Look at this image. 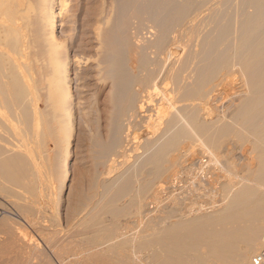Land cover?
Listing matches in <instances>:
<instances>
[{"label": "rangeland", "instance_id": "obj_1", "mask_svg": "<svg viewBox=\"0 0 264 264\" xmlns=\"http://www.w3.org/2000/svg\"><path fill=\"white\" fill-rule=\"evenodd\" d=\"M56 1L55 36L58 44L66 45L59 58L67 55L72 95L70 104L60 109L53 107L51 96L49 0H0V5L5 3L0 8L5 79L18 77L27 86L25 78L30 77L37 86L34 100L28 96L32 102L26 96L24 113L19 111L21 101L12 103L7 113L0 112L5 113L4 122L0 116L4 127H0V166L15 157L20 168L25 162L18 186L0 174V264H89L111 245L110 238L135 239L146 232L151 238L150 255L169 256L181 246L192 260L206 256L211 241L195 231L204 229L207 214L221 209L227 191L256 186L254 179L264 167V141L245 133L241 122L234 121L249 97L241 53L242 43L251 36L248 31L255 27H246L255 0H176L178 17L174 0L163 7L160 0H120L117 5L115 0ZM63 1L68 5L62 12ZM4 24H11V28L6 25L10 32ZM226 27L229 34H224ZM115 49L117 54L121 49L123 56L111 70L106 61ZM8 50H17L12 52L17 55L11 54V59ZM14 58L26 75H9ZM216 59L221 63H214ZM70 107L73 129L66 146L64 114ZM15 111L22 114L17 121ZM22 119L29 124L23 125ZM231 124L244 132L242 138H237L241 135ZM228 125L234 134L221 129ZM180 127L188 130L189 138L173 141L161 158H151ZM219 129L224 133L220 137ZM262 216L263 212L260 219L250 221L256 220L255 227L242 222L244 228L254 229L247 240L233 243L241 257L259 235L264 242ZM261 245L251 257L262 250Z\"/></svg>", "mask_w": 264, "mask_h": 264}, {"label": "bare ground", "instance_id": "obj_2", "mask_svg": "<svg viewBox=\"0 0 264 264\" xmlns=\"http://www.w3.org/2000/svg\"><path fill=\"white\" fill-rule=\"evenodd\" d=\"M5 1H7V0H4V2ZM66 1V0H65ZM116 1V2H115ZM114 2H115V5H117V4H119V2H120V0H115ZM127 1H130V0H127ZM161 1V3L162 4H160V6L161 7H163L164 5H171V4H173V3H175L176 2V0H174V2L172 3L171 1L172 0H160ZM164 1V2H163ZM166 1V2H165ZM171 2V3H170ZM254 2V1H253ZM255 4H256V8L254 7V10H255V12H254V14L252 15V17H251V19L248 21V24H246L247 26L246 27H253V25L255 26L254 28H253V31L255 32H253L252 30H251V28L249 29V30H251V31H248V28L247 29H244L243 28V30L244 31H242L243 33L245 32L246 33V35H249L250 34V32H251V36L250 37H247V42H245V44L244 43H242V45H244L243 46V49H242V56H243V62L241 63L242 65L245 63V65L246 64H248V65H250V66H253V67H251V74L250 73H248V70L246 71V70H244L245 71V74H246V77H247V85L249 86V88H250V90H249V97H246L247 98V100L245 101L246 103H242L243 105L242 106H240V107H242V108H240L236 113L237 114H233L234 115V117L236 116V118L234 119V121L236 120V123H237V121L238 122H241L240 124H242L241 126L244 128V130H243V128H242V130L245 132V133H248V134H251L252 136H254L255 137V139H257V141H264V28H262L261 27V24L264 22V0H255ZM48 3V15H47V19H46V21H47V27H48V30H49V32L47 33L48 35H50V39L49 40H51V43L50 44H48L49 45V50H48V52H49V56H51V62H52V64H53V68H54V72L52 71V73L54 74V76H52L53 78H51V80H50V82H51V86H52V88H51V96H52V99H53V102H54V105H53V107L55 108V109H60V107H61V105L62 104H68V102H69V97H70V93H71V89H70V79H68V72H69V62H68V59H67V55H65L64 57H65V59L63 60V56L61 57L62 58V60H60V58H59V56H61V51H62V49H63V47H65L64 46V44H63V46H62V44H58V42H60V41H58L57 39V36H55V25H56V18L58 17L57 15H56V9H55V5L57 4V1L56 0H49V2H47ZM63 4H61V6H62V9H61V11L63 12V11H65L66 10V8H67V2H62ZM246 3V2H245ZM4 4L5 3H3L2 5H0V8L2 9L3 7H4ZM7 5V4H6ZM45 5V4H44ZM175 5V11H174V13L176 14V16L175 17H178V9L177 8H179L178 7V5H176V3L174 4ZM26 6H27V4H26ZM29 6V5H28ZM131 6V5H130ZM41 7V6H40ZM116 7V9H114V10H117V6H115ZM16 10V9H15ZM3 11V10H2ZM7 11V10H6ZM60 11V12H61ZM166 11H168V10H166ZM169 11H172V9L171 10H169ZM21 12H23V10L21 11ZM24 12L26 13V11H25V9H24ZM0 13H2V12H0ZM5 13V12H4ZM24 13V14H25ZM62 14V13H61ZM115 14H116V11H115ZM115 14L112 16V20H113V22H114V18L116 19V17H114L115 16ZM22 15H23V13H22ZM59 16H60V14H58ZM223 16H224V14H223ZM9 17H10V15H9ZM26 17V16H25ZM114 17V18H113ZM174 17V19H176ZM249 18V17H248ZM2 19V18H1ZM222 19V18H221ZM42 20V19H41ZM4 22V21H3ZM7 22H10L11 24H12V21H10V20H8ZM30 22V21H29ZM115 22H116V20H115ZM27 23V22H26ZM46 23V22H45ZM244 23V22H243ZM1 24V23H0ZM11 24L10 25H8V24H4L5 25V27H6V25H8L10 28L12 27L11 26ZM30 24V23H29ZM113 24H115V23H113ZM113 24H111L112 26H113ZM2 25V24H1ZM25 25H27V24H25ZM224 25V24H223ZM222 25V26H223ZM3 26V25H2ZM116 26H117V24H115L114 25V29L112 28V30L113 31H116ZM222 26L220 25V27L222 28ZM9 27H6L5 29H7V30H5V31H8V32H10V28ZM29 27V26H28ZM224 27V26H223ZM228 27H230V25L228 26ZM26 28V27H25ZM220 28V29H221ZM27 29V28H26ZM108 29H111V28H108ZM4 30V29H3ZM13 30V29H12ZM224 30V29H223ZM223 30H221V31H223ZM242 30V29H241ZM218 31H219V29H218ZM221 31H219V33L221 32ZM229 30H228V28L226 27V29L224 30V34L225 33H227ZM247 31L249 32V34L247 33ZM230 32V31H229ZM253 32V33H252ZM5 33V32H4ZM244 33V34H245ZM18 34V33H17ZM227 34H229V33H227ZM242 34V33H241ZM19 35V34H18ZM192 35V34H191ZM10 36V35H9ZM218 36V35H217ZM216 36V37H217ZM244 36L245 35H243L242 34V37L244 38ZM223 37H225V36H223ZM223 37H219L220 39H221V41L223 40L222 38ZM245 37V38H246ZM5 38V36L3 37V39ZM10 38V37H9ZM8 38V39H9ZM99 38H101V37H99ZM10 39H12V38H10ZM10 39H9V41H10ZM188 39V38H187ZM220 39H218L216 42H218ZM226 39V38H225ZM100 40V39H99ZM101 40H103V39H101ZM246 39H244V41H245ZM9 41H6V42H9ZM12 41V40H11ZM14 41V40H13ZM12 41V42H13ZM58 41V42H57ZM220 41V42H221ZM5 43V42H4ZM3 43V44H4ZM22 43V42H21ZM65 43V42H64ZM12 44H14V42L12 43ZM30 44V43H29ZM214 44H215V42H214ZM21 45V44H20ZM27 45V44H26ZM113 45H114V43H113ZM207 45V44H206ZM206 45H205V47H206ZM212 45V44H211ZM241 45V46H242ZM3 45H1V43H0V49H1V47H2ZM7 46V45H6ZM24 46V45H23ZM23 46H21V47H23ZM29 46V45H28ZM105 46V45H104ZM117 46V43H116V41H115V47ZM118 46H119V43H118ZM123 46V45H122ZM210 46V45H209ZM209 46H208V50H211V49H209ZM240 46V47H241ZM11 47H13V46H11ZM45 47V46H44ZM109 47H111V46H109ZM114 47V46H113ZM119 47H121V44H120V46ZM214 47V46H213ZM212 46H211V48H213ZM40 48V47H39ZM12 49V48H11ZM10 49V50H11ZM14 49V48H13ZM23 49H24V47H23ZM117 49V48H116ZM115 49V50H116ZM10 50H8V54L10 55V57H11V54L12 55H15V54H13L12 52H17V50H14V51H11V53L9 52ZM26 50H27V48H26ZM40 50V49H39ZM109 50V49H108ZM114 50V51H115ZM121 50V49H120ZM119 50V52H118V54H117V51L118 50H116V53H114V54H109L108 56H110L111 55V57H109L108 58V61H106L107 62V64L109 63V64H114L115 62L116 63H118L117 61H118V59L119 60H121L122 59V56H123V54H122V52L123 51H120ZM205 50V49H204ZM192 51V50H191ZM211 51H213V49L211 50ZM241 51V50H240ZM24 52V51H23ZM113 52V51H112ZM207 52H209L210 53V51H207ZM222 52V51H221ZM18 53H19V51H18ZM45 53H47V52H45ZM68 53V52H67ZM108 53V52H107ZM27 54V53H26ZM32 54H33V52H32ZM35 54V53H34ZM33 54V55H34ZM63 54V53H62ZM0 55H2V54H0ZM17 55V54H16ZM210 55V54H209ZM217 55V54H216ZM238 55H239V53H238ZM237 55V56H238ZM22 56V55H21ZM36 56V55H35ZM207 56H208V54H207ZM221 56V55H220ZM223 56L224 55H222V57H219L218 59H223ZM14 56H12L11 57V59L13 58ZM34 57V56H33ZM3 58V57H2ZM16 58H19V57H17L16 56ZM16 58H14L13 59V61L16 59ZM29 58V57H28ZM31 58V57H30ZM210 58V57H209ZM216 58V57H215ZM237 59L238 58H240V57H236ZM218 59H216V61L214 62V63H216L217 61H218V64L219 63H221L220 62V60H218ZM255 59H256V61H255ZM6 60H7V58H6ZM211 60V59H210ZM238 60H242L241 58L240 59H238ZM3 61V60H2ZM4 61H5V59H4ZM204 61V60H203ZM226 61V60H225ZM15 62V63H14ZM14 62H12V64H11V71L9 72V73H11V74H9V75H11V76H15L16 75V73L17 74H21V75H23V74H25L24 72H25V70L23 69L22 70V67H20V65L18 66V63H16L17 62V59H16V61H14ZM51 62H50V64H51ZM213 62V61H212ZM2 63H4V62H2ZM2 63H1V59H0V110H2V111H0V112H6L7 111V109H8V107L10 106V107H12L11 106V104L12 103H16V101H21L22 102V104L20 103V105H23V106H20L19 105V107H20V112H23V110L26 108V106L25 105H27L28 104V102L27 101H29V102H32V98H33V100H34V98H35V96L37 95V86H36V84L34 83L35 81H33V79H30V77H29V79H27V78H25V81H27V86L26 85H23L22 83H20V81L19 80H17L18 79V77H16V78H14V77H8V80L7 79H5V76L7 77L8 75H5L4 74V67H3V65H2ZM14 63V64H13ZM80 63V62H79ZM101 63V62H100ZM103 64H104V62H102ZM211 64V63H210ZM253 64V65H252ZM256 66H255V65ZM49 65V64H48ZM106 65V64H105ZM111 65V70H114L113 68L116 66H112ZM110 66V65H109ZM109 66H108V69H109ZM160 66V65H159ZM194 67V66H193ZM4 68V69H3ZM19 68H21V69H19ZM52 68V69H53ZM103 68V67H102ZM101 68V69H102ZM195 68V67H194ZM244 68V67H243ZM7 69V68H6ZM10 69V68H9ZM31 69V68H30ZM103 69H106L105 68V66H104V68ZM117 69V68H116ZM189 69V68H188ZM8 70V69H7ZM7 70H5V71H7ZM27 70H29V69H27ZM33 70V69H32ZM193 70V69H192ZM31 71V70H30ZM34 71V70H33ZM110 71V70H109ZM127 72V71H126ZM154 72V71H153ZM177 72V71H176ZM6 73V72H5ZM106 73V72H105ZM112 73L114 74V72L112 71ZM117 73H119V72H117ZM174 73V72H173ZM8 74V73H7ZM50 74V73H49ZM109 74H110V72H109ZM26 75V74H25ZM120 75H121V73H120ZM244 75V74H243ZM50 76V75H49ZM119 76V75H118ZM117 76V77H118ZM122 76V75H121ZM128 76V75H127ZM20 77V76H19ZM13 81H12V80ZM20 79H21V77H20ZM105 79V78H104ZM103 79V80H104ZM108 79V78H107ZM16 80V81H15ZM132 80V79H131ZM174 80V79H173ZM244 80V79H243ZM126 81V80H125ZM49 82V83H50ZM106 82V81H105ZM120 82V81H119ZM132 82V81H131ZM134 82V81H133ZM132 82V83H133ZM117 83V82H116ZM121 83V82H120ZM131 84V83H130ZM192 84V83H191ZM35 85V86H34ZM148 85V84H147ZM180 85V84H179ZM36 87V88H35ZM225 87V86H224ZM120 88V87H119ZM122 88V87H121ZM126 88V87H125ZM248 88V89H249ZM120 90V89H119ZM194 92V91H193ZM193 92H191V93H193ZM198 92V91H197ZM196 92H194V94H195ZM29 95H31V96H33L32 98H31V96H30V98L28 97ZM48 95H49V93H48ZM115 95V94H114ZM120 95V94H119ZM118 95V96H119ZM145 95H146V93H145ZM153 95V94H152ZM192 95V94H191ZM26 96L29 98L28 100H27V98H26ZM72 96V95H71ZM117 96V97H118ZM47 97V96H46ZM167 97V96H166ZM48 98V97H47ZM46 98V99H47ZM37 99V98H36ZM39 99V98H38ZM185 99V98H184ZM27 100V101H26ZM31 100V101H30ZM48 100V99H47ZM70 100H72V99H70ZM114 100V99H113ZM23 101H24V103H23ZM185 101V100H184ZM35 102H36V100H35ZM38 102V101H37ZM36 102V103H37ZM72 102V101H71ZM114 102H115V100H114ZM126 102V101H125ZM26 103V104H25ZM128 103V102H127ZM69 104H70V102H69ZM120 104V103H119ZM32 105H34V104H32ZM121 105V104H120ZM126 105V104H125ZM186 105V104H185ZM68 106V105H67ZM196 106V105H195ZM19 107H18V109H19ZM23 108V110H22V108ZM25 107V108H24ZM193 107V106H192ZM29 108V107H28ZM67 108V107H66ZM10 109H12V108H10ZM10 109H8V111L10 110ZM14 109H16V107H14ZM17 109V110H18ZM38 109V108H37ZM72 107H70V108H68L67 110H66V114H64V117L65 116H67V119H65V120H67V123H66V139H63V140H66V146H68L69 145V143H70V141H71V131H72V129H73V126H72V121H71V115H72ZM138 109V108H137ZM162 109V108H161ZM22 110V111H21ZM181 110V109H180ZM19 111H15L16 113H14L13 114V116H14V119L17 121L18 119H19V117H20V115H22V114H20V112ZM7 113V112H6ZM8 113H10V112H8ZM24 113V112H23ZM36 113H38V112H36ZM40 113V112H39ZM5 114V113H4ZM3 114V115H4ZM11 114V113H10ZM58 114H60V115H63V113H58ZM122 114V113H121ZM2 114L0 113V116H1ZM2 115V116H3ZM8 115V114H7ZM26 115V114H25ZM28 115V114H27ZM36 115V114H35ZM41 113L38 115L37 114V121H39L41 118ZM164 115V114H163ZM1 116V117H2ZM12 116V117H13ZM48 116V115H47ZM23 117H24V115H23ZM42 117H43V115H42ZM51 117H52V115H51ZM233 117V118H234ZM9 118V117H8ZM7 118V119H8ZM21 118V117H20ZM54 118H58V117H54ZM60 118V117H59ZM1 119V118H0ZM6 119V120H7ZM13 119V118H12ZM36 119V118H35ZM44 119H45V117H44ZM52 119V118H51ZM63 119V118H62ZM239 119V120H238ZM2 120H3V117H2ZM2 120H0V121H2ZM42 120H43V118H42ZM53 120V119H52ZM65 120H64V122H65ZM159 120H161V119H159ZM158 120V121H159ZM263 120V122L262 123H260L261 121ZM5 120H3V122H4ZM9 121V120H8ZM12 121H14V120H12ZM22 121L24 122H21V123H23V125H25L26 123H28L25 119H22ZM49 121V120H48ZM192 121V120H191ZM2 122V123H3ZM7 122V121H6ZM30 122H32L31 120H30ZM44 122V121H43ZM42 122V123H43ZM46 122V121H45ZM16 123H19V121L18 122H16ZM36 123V122H35ZM41 123V124H42ZM49 122H47V124H48ZM54 123H56V122H54ZM235 123V122H234ZM235 123V124H236ZM6 124V123H5ZM20 124V123H19ZM29 124V123H28ZM27 124V125H28ZM38 124V123H37ZM57 124H58V122H57ZM56 124V125H57ZM235 124H231L230 126L231 127H233V128H236L235 127ZM261 124V125H260ZM21 125V124H20ZM46 125V124H45ZM49 125H50V123H49ZM153 125V124H152ZM176 125V124H175ZM179 125V124H178ZM237 125H239V123L237 124ZM5 126H7V125H5ZM15 125H13V127H14ZM19 126V125H18ZM32 126V125H31ZM30 126V127H31ZM37 126V125H36ZM47 126V125H46ZM52 126V125H51ZM50 126V127H51ZM55 125H53V127H54ZM58 126V125H57ZM148 126V125H147ZM177 126V125H176ZM203 126V125H202ZM223 126V125H222ZM0 127H3V125L1 124V122H0ZM23 127V126H22ZM151 127V126H150ZM149 127V128H150ZM173 127V126H172ZM224 127V126H223ZM227 127V128H226ZM225 128H221V129H223V132L225 133V134H231V131L233 132L235 129H233V128H231V127H229V125L228 126H226ZM229 127V128H228ZM240 127V126H239ZM4 128V127H3ZM21 128V127H20ZM27 128V127H26ZM241 128V127H240ZM41 129V128H40ZM46 129V128H45ZM174 129V128H173ZM236 129H238L237 130V133H240L239 134V136L241 135V137H238V134L236 135L237 136V138H242L243 136H242V134L244 135V132L243 133H241L239 130V128H236ZM15 130V129H14ZM147 130V129H146ZM177 130V129H176ZM241 130V131H242ZM61 131V130H60ZM154 131V130H153ZM162 131V130H161ZM188 131V130H187ZM187 131L184 129V128H182V127H180L177 131H175V133H174V135L168 140V142H166L165 144H163L160 148H159V150L158 151H156V154L155 155H153L151 158H153V159H159V158H161V153H162V151L164 150V148L167 146V148L166 149H168V147H171V146H169V144H171L172 143V145H173V141H175L176 140V142H177V140L179 139H184V137L185 138H189V134H187ZM42 132H43V130H42ZM150 132V131H149ZM218 132V134L219 133H221V134H224V133H222V130H221V132H220V129H219V131H217ZM19 133V132H18ZM210 133V132H209ZM212 133H213V131H212ZM39 134V133H38ZM216 134V133H215ZM218 134L216 135V137L215 138H217V136H218ZM233 134H234V132H233ZM235 134H236V131H235ZM20 135V134H19ZM36 135V134H35ZM187 135H188V137H187ZM247 135V134H246ZM245 135V136H246ZM215 135H213V137H214ZM221 135L219 134V137H220ZM223 137H225L224 135H222ZM226 136H228V135H226ZM244 136V137H245ZM249 136V135H248ZM25 137V136H24ZM65 137V136H64ZM151 137H153V136H151ZM222 137V138H223ZM1 138V137H0ZM226 138V137H225ZM247 138V137H246ZM218 139H220V138H218ZM217 139V140H218ZM62 140V139H61ZM212 140V139H211ZM211 140H210V142L209 143H211ZM245 140V139H244ZM248 141V140H247ZM256 141V140H255ZM254 141V142H255ZM192 142V141H191ZM212 142H214V141H212ZM164 143V142H163ZM241 143V142H240ZM262 143H264V142H262ZM174 144H175V142H174ZM178 144V143H177ZM250 144H251V142H250ZM258 144V143H257ZM12 145V144H11ZM194 145V144H193ZM211 145V144H210ZM63 146H64V144H63ZM187 146V145H186ZM192 146V145H191ZM241 146H242V144H241ZM12 148V147H11ZM214 148V147H213ZM222 148V147H221ZM260 149V148H259ZM1 150V149H0ZM257 150V149H256ZM4 151V150H3ZM28 151H30L29 149H28ZM1 152V154L3 153L2 151H0ZM21 152V151H20ZM165 152V151H164ZM263 154V153H262ZM262 154H260V155H262ZM4 156H5V153H4ZM260 157V156H259ZM1 158V157H0ZM18 158V157H17ZM264 158V157H263ZM13 158H11V161H15L16 160V157L14 158L15 160H12ZM21 159V158H20ZM263 160V159H262ZM11 161H4L3 162V165L2 166H0L1 167V169L3 168V166L5 167V168H3V170L4 169H6V171H3V173H4V175H3V173H2V170L0 171V174L2 175V178H4V181H8V183L10 184V185H13V186H18V185H20L22 182V180L20 179L21 178V175H22V173H21V171L24 169V163H23V167L22 168H20L19 166V164H17V162L18 163H20L19 161L20 160H16V164L15 163H9V162H11ZM264 161V160H263ZM261 162V161H260ZM7 163V164H6ZM264 163V162H263ZM17 165V169H14V168H16L15 166ZM264 165V164H263ZM263 167V166H262ZM20 168V169H19ZM69 168V167H68ZM105 168V167H104ZM231 168V167H230ZM261 168V167H260ZM263 169H264V167H263ZM263 169H260V170H262L261 171V173H260V175L258 174L257 175V178L256 179H254L255 181L254 182H256L255 183V185L256 186H252V187H244V186H241L240 188H238L237 190L235 189L234 191L235 192H233L232 194H228V191L226 192V194H227V196H226V198H225V201H223V203L221 204V209L220 210H218L217 209V212H216V214L214 215V214H212V213H209V214H207L208 215V219H207V221H205V222H203V228L204 229H202V230H200L201 232H199V230H197V231H195L194 232V230L193 231H191V232H193V234L195 233V234H197V235H199L200 234V236H205L206 237V239H207V237H208V240L209 241H211L210 242V246H209V249H208V251H209V253L207 254L206 253V256L204 255V257L202 256V257H200L199 255H198V257L195 259V260H192L191 258H188V257H191V256H188V255H184L185 254V252H184V250H182V247L180 246V248L181 249H176L175 250V252L172 254H169L168 252H171V251H168V252H166L165 254L167 255V253L169 254V256L167 255V256H165V257H163V256H161V253H160V255H153L152 253V255H150V252L149 253H147L148 251H147V248H149V247H151L150 245L148 246V244H149V241H150V237H148L149 235H150V233L149 232H146V236L148 237H146V236H144L143 235V233H144V231H143V233H141L143 236H141L140 235V237H134L135 239H131V238H121V239H112V238H105V240H108L109 239V242H111V245L108 247V248H106V250L104 251V252H102L103 254L100 256L99 255V257L98 258H96V259H94V257H93V259H91L92 261H90L89 262V264H252V259H253V256L251 257V255L255 252V251H257V250H259L260 249V247H262V243H264L263 242V238L259 235L258 236V238L256 239V240H254V242L252 241L251 242V244L253 243V245H250V243H249V245H250V247H251V250H249L250 249V247L248 246V250L249 251H246V252H244V253H246V254H243L242 255V257L240 256V249L239 248H237V246L235 245L234 246V244H235V241L236 240H241V238L243 239V238H247L248 239V235L250 234V231H251V229H250V226H249V228H248V226L246 225L245 227L246 228H244V224L242 223V222H244V221H246V223L248 224L249 223V225H253V227H255V225H254V223H256L255 221L257 220V219H260V217H261V214H262V212L264 213V189L262 190V189H260V187H262L263 185H264V170ZM8 170V171H7ZM16 170V171H15ZM18 170V171H17ZM232 170V169H231ZM259 172V171H258ZM263 172V173H262ZM25 173H26V171H25ZM24 172H23V175L25 174ZM115 173V172H114ZM21 174V175H20ZM6 176V177H5ZM27 176V175H26ZM1 177V176H0ZM23 177V176H22ZM5 178L7 179V180H5ZM25 179L27 178L28 179V176L27 177H24ZM21 182V183H20ZM1 183V182H0ZM20 183V184H19ZM258 183H260V185H258ZM248 184V183H247ZM97 185V184H96ZM22 186H23V184H22ZM25 187V186H24ZM22 188V187H21ZM224 188V187H223ZM27 191V190H26ZM27 193H28V191H27ZM231 193V192H230ZM222 194V193H221ZM88 196V195H87ZM89 199V198H88ZM143 200V199H142ZM110 202V201H109ZM111 204V203H110ZM212 206V205H211ZM197 210V209H196ZM195 211V210H194ZM215 212V211H214ZM100 214V213H99ZM173 214V213H172ZM114 215V214H113ZM188 215V214H187ZM104 216V215H103ZM112 216V215H111ZM257 216H259V218L257 217ZM114 217V216H113ZM187 217V216H186ZM263 217V216H262ZM256 218V220L254 221V223L252 222V223H250V221H252V220H254ZM264 218V217H263ZM259 221V220H258ZM240 224H243V225H240ZM243 226V227H242ZM198 228V227H197ZM199 229V228H198ZM254 229V228H253ZM253 229H252V232H253ZM148 230V229H147ZM149 231V230H148ZM151 231V230H150ZM257 232V231H256ZM153 234H155V232L153 233ZM194 234V235H195ZM257 235V234H256ZM153 236V235H152ZM248 236V237H247ZM112 237H113V235H112ZM120 238V237H119ZM245 238V239H246ZM99 239H100V237H99ZM211 239V240H210ZM244 239V240H245ZM246 239V240H247ZM99 242H100V240H99ZM113 242V243H112ZM151 242V241H150ZM97 243V242H96ZM234 243V244H233ZM101 244V243H100ZM103 244V243H102ZM101 244V245H102ZM97 245V244H96ZM180 245V244H179ZM171 247V246H170ZM240 247V246H239ZM237 249H239L238 251H237ZM181 251H183L184 252V254H183V252H181ZM242 253V252H241ZM97 256V255H96ZM196 256V255H195ZM194 257V256H193ZM252 259H251V258ZM250 260H251V262H250ZM84 264V263H83ZM86 264H88V262L86 263Z\"/></svg>", "mask_w": 264, "mask_h": 264}, {"label": "built area", "instance_id": "obj_3", "mask_svg": "<svg viewBox=\"0 0 264 264\" xmlns=\"http://www.w3.org/2000/svg\"><path fill=\"white\" fill-rule=\"evenodd\" d=\"M252 264H264V247L258 254L253 256Z\"/></svg>", "mask_w": 264, "mask_h": 264}, {"label": "water", "instance_id": "obj_4", "mask_svg": "<svg viewBox=\"0 0 264 264\" xmlns=\"http://www.w3.org/2000/svg\"><path fill=\"white\" fill-rule=\"evenodd\" d=\"M244 65V69L247 71L248 70V73H250L251 72V67L252 66H250V65H248V64H246L245 65V63L243 64ZM251 74V73H250ZM242 239V238H241ZM238 241H239V239H238Z\"/></svg>", "mask_w": 264, "mask_h": 264}]
</instances>
